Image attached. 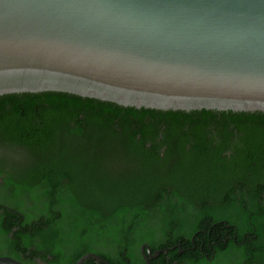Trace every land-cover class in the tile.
<instances>
[{
    "label": "trees",
    "instance_id": "trees-1",
    "mask_svg": "<svg viewBox=\"0 0 264 264\" xmlns=\"http://www.w3.org/2000/svg\"><path fill=\"white\" fill-rule=\"evenodd\" d=\"M219 113L137 109L62 92L0 96V257L76 264L103 242L111 264H136L130 250L147 243L152 252L181 244L191 254L179 259L175 249L152 264H264V199L216 193L210 181L220 173L210 170L202 140L183 147L190 140L180 127L188 122L200 133ZM161 143L173 146L164 156ZM235 238L251 249L233 261Z\"/></svg>",
    "mask_w": 264,
    "mask_h": 264
},
{
    "label": "water",
    "instance_id": "water-1",
    "mask_svg": "<svg viewBox=\"0 0 264 264\" xmlns=\"http://www.w3.org/2000/svg\"><path fill=\"white\" fill-rule=\"evenodd\" d=\"M43 92L264 112V0H0V96Z\"/></svg>",
    "mask_w": 264,
    "mask_h": 264
},
{
    "label": "flooded vegetation",
    "instance_id": "flooded-vegetation-1",
    "mask_svg": "<svg viewBox=\"0 0 264 264\" xmlns=\"http://www.w3.org/2000/svg\"><path fill=\"white\" fill-rule=\"evenodd\" d=\"M219 112V114L210 118L209 126L207 125L203 127L200 133L195 134L191 127H189L188 122L184 129L180 127L182 131L185 130L187 132V134L181 137L190 140L188 143L184 144L183 147L190 151L195 146L194 140L196 138L199 137L202 140L200 148L206 151L204 155L207 156L212 163L210 170L215 166L217 172L220 173L215 178H211L210 181L212 183L210 186L212 189H214L213 187L218 188L216 193L234 198L264 199V112L231 111L234 115L238 114L237 116H223L221 114V112L229 111ZM199 118L200 116L198 114H194L190 120L196 122ZM164 119L166 118L164 117ZM158 130L157 140L160 142L165 141V125ZM149 146L150 144H147V147ZM172 147L173 146H171L170 143H161L159 150L160 156H164L165 151L172 149ZM175 156H177V154H175ZM1 184L2 178L0 177V185ZM245 242L247 248L250 247L249 249H251L250 243H248V241ZM233 243L235 246L229 248V251L232 252L233 255L231 256V259L234 261L238 258V254H242L247 249L245 243H239L236 238L233 240ZM208 246L212 251V256L208 258V260L211 261L216 256V249H214L215 244H210ZM166 249H168L166 253L177 249L179 259H189L191 256V254L188 256L184 255L188 250L183 249L181 244ZM149 251L151 254H154L159 250L152 252L150 245L147 243L140 245L138 250L131 249L129 254L130 256L133 255V257L129 262L136 259V264H152L154 260L164 253L162 252L156 258L150 259L148 256ZM91 253L98 255L111 264L106 258H104L107 254L113 256L111 249L108 248L105 243H99V249H96V251L93 250ZM4 256L10 257L7 256V254ZM95 261L97 264H104L96 259ZM163 263L181 264L178 260H173V262L172 260H165ZM35 264L46 263L42 259H35ZM186 264H189V262L187 261Z\"/></svg>",
    "mask_w": 264,
    "mask_h": 264
}]
</instances>
